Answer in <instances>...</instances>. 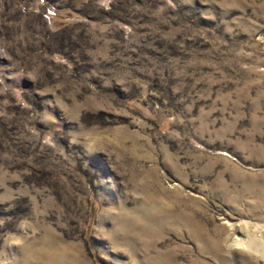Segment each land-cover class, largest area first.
<instances>
[{"label": "rangeland", "instance_id": "obj_1", "mask_svg": "<svg viewBox=\"0 0 264 264\" xmlns=\"http://www.w3.org/2000/svg\"><path fill=\"white\" fill-rule=\"evenodd\" d=\"M0 264H264V0H0Z\"/></svg>", "mask_w": 264, "mask_h": 264}, {"label": "bare ground", "instance_id": "obj_2", "mask_svg": "<svg viewBox=\"0 0 264 264\" xmlns=\"http://www.w3.org/2000/svg\"><path fill=\"white\" fill-rule=\"evenodd\" d=\"M251 242H252V241H251ZM238 243H239V242H238ZM252 243H253V242H252ZM253 244H254V243H253ZM255 244H256V243H255ZM247 245H248V244H247ZM250 245H251V243H250ZM248 246H249V245H248ZM252 246H253V245H252ZM249 247H250V246H249ZM249 247H247V248H249ZM257 247H258V246L256 245V249H257ZM250 248H252V247H250ZM250 248H249V249H250ZM253 248H254V247H253ZM260 248H261V247H260ZM262 250H263V249H262ZM257 253H258V252H257Z\"/></svg>", "mask_w": 264, "mask_h": 264}]
</instances>
